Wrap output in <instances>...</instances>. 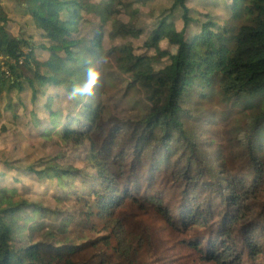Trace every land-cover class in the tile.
Returning <instances> with one entry per match:
<instances>
[{"label":"trees","instance_id":"trees-1","mask_svg":"<svg viewBox=\"0 0 264 264\" xmlns=\"http://www.w3.org/2000/svg\"><path fill=\"white\" fill-rule=\"evenodd\" d=\"M174 1L181 16L158 17L145 47L176 50L159 72L131 42L116 44L141 30L136 6L155 0L51 2L67 19L35 22L44 40L65 34L59 48L2 28L0 97L25 83L34 96L64 87L71 110H52L51 96L37 127L85 167L52 162L58 210L32 204L26 219L21 200L0 209V264H264V0L219 4L199 34L194 0ZM92 15L99 28L77 35ZM106 62L117 84L95 91L96 104L83 89Z\"/></svg>","mask_w":264,"mask_h":264},{"label":"rangeland","instance_id":"rangeland-1","mask_svg":"<svg viewBox=\"0 0 264 264\" xmlns=\"http://www.w3.org/2000/svg\"><path fill=\"white\" fill-rule=\"evenodd\" d=\"M56 0H0V36L3 27L13 35L32 41L35 44L59 48L58 40L65 38V34H58L53 41L43 39L41 30L36 25V19L52 16L61 20L67 19L69 14L58 5H51ZM100 1V0H96ZM227 0H194L191 4L192 16L196 23L190 26V33L199 34L210 27L205 26V14H215L219 4ZM174 0H155L149 7L144 8L137 5V12L141 20L139 28L129 36V41H118L117 45L131 42L138 55L144 54L145 58L153 61V70L159 72L170 64V57L176 52L164 41L159 49L146 51L145 47L151 46L152 37L155 32L157 18L173 13V20L181 16L174 7ZM121 25H126L128 17L122 10L117 18ZM100 24L95 15L90 16L79 27V34L86 35L96 31ZM76 35V36H77ZM38 55L43 58L49 53L38 49ZM0 62H5L0 56ZM29 72L33 74L32 79L43 83L34 70L30 67ZM115 69L112 63H104L96 74V82L93 84L88 97L99 103L95 91H103L111 94L112 86H116ZM90 79V78H89ZM89 79L87 84L89 83ZM24 91L10 89L0 97V209L8 208L14 210L11 203L21 200L28 206V213L23 216L32 218V204L41 205L45 209L58 210V203L63 201V191L51 180V164L57 162L62 168L73 167L82 169L85 165L81 162L80 153L74 147L67 146L58 139L43 137L42 128L37 127L38 120L49 119V113L45 104L51 96H55V104L52 110L61 109L67 113L72 108V101L66 96V89H48L45 94L33 95L32 88L24 84ZM70 188L79 191L81 183L74 180Z\"/></svg>","mask_w":264,"mask_h":264},{"label":"clouds","instance_id":"clouds-1","mask_svg":"<svg viewBox=\"0 0 264 264\" xmlns=\"http://www.w3.org/2000/svg\"><path fill=\"white\" fill-rule=\"evenodd\" d=\"M96 82V74L95 73H91L90 74V79H89V83L88 85L83 89V91L91 93V89L93 84H95ZM76 91H80V89H76Z\"/></svg>","mask_w":264,"mask_h":264}]
</instances>
